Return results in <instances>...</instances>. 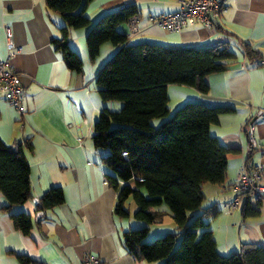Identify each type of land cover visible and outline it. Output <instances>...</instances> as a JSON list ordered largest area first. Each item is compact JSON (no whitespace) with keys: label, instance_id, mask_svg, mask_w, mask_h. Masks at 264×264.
<instances>
[{"label":"crops","instance_id":"1","mask_svg":"<svg viewBox=\"0 0 264 264\" xmlns=\"http://www.w3.org/2000/svg\"><path fill=\"white\" fill-rule=\"evenodd\" d=\"M128 5L138 10L140 32L131 34L128 21L118 28L131 43L174 47L225 43L233 54L225 70L208 76L207 92L169 84L168 105L171 112L188 101L233 108L210 126L211 134L230 148L227 178L224 184L203 185L205 199L198 213L209 222L220 253L230 254L243 243L264 247V198L241 194L232 186L248 162L250 171L261 170L259 184L264 187V117L259 115L264 113V0H226L215 27L196 23L180 31L149 19L176 11L179 0H92L85 10L90 24L69 28V44L83 59L81 71L71 70L53 43L62 37L66 22L46 0H0V60L20 74L26 90L21 109L0 94V139L10 147L22 146L33 195L5 210L9 201L0 191V264H23L18 255L44 264H80L88 254L99 264H162L136 259L127 249L124 232L131 227V217L115 213L118 191L107 180L110 169L103 161L107 150L97 148L92 139L104 106L119 109L122 103L104 101L96 85L99 69L118 47L106 42L91 60L87 34L102 15ZM247 44L254 55L247 53ZM251 122L255 146L248 133ZM57 186L65 193L64 202L45 210L36 221L34 199ZM238 195L239 207L226 214V203ZM246 206L254 213L245 215ZM20 212L31 216L29 234L13 223L12 214Z\"/></svg>","mask_w":264,"mask_h":264},{"label":"trees","instance_id":"2","mask_svg":"<svg viewBox=\"0 0 264 264\" xmlns=\"http://www.w3.org/2000/svg\"><path fill=\"white\" fill-rule=\"evenodd\" d=\"M90 1L46 0L66 22L62 37L53 43L73 71L82 70L83 59L69 44V28L90 24L85 15ZM134 14H138L134 5L106 13L91 25L86 38L91 60L106 42L118 47L99 69L96 85L104 101L122 104L118 110L104 106L92 139L97 148L107 150L103 157L110 169L107 180L118 191L115 213L129 216L128 203L133 199L135 218L146 223L124 232L127 249L136 259L162 260V264H264V247L254 243H243L230 254L220 253L209 222L198 213L205 199L203 185L226 181L230 148L211 134L210 126L233 108L188 101L171 114L168 105L169 84L207 92L208 76L225 70L233 54L225 43L180 47L131 43L130 36L118 27ZM245 48L254 55L248 44ZM157 118L160 121L155 123ZM30 169L22 146L10 147L0 139V191L9 201L3 209L33 196ZM64 200L63 189L53 187L40 197L37 210L54 208ZM164 204L178 231L148 241V225L162 222L169 213ZM252 213L246 206L244 214ZM11 218L17 229L30 233L33 223L29 214L20 212ZM18 258L23 264H44L27 255Z\"/></svg>","mask_w":264,"mask_h":264},{"label":"built area","instance_id":"3","mask_svg":"<svg viewBox=\"0 0 264 264\" xmlns=\"http://www.w3.org/2000/svg\"><path fill=\"white\" fill-rule=\"evenodd\" d=\"M226 0H179L180 7L176 11L166 12L158 15H150L149 19L169 31H180L186 27L201 23L206 27H215L218 18L225 7ZM131 34L140 32V16L132 15L128 20ZM8 46L13 48L11 39ZM264 64V60H261ZM25 87L21 76L15 72L7 61L0 60V94L18 108H22L25 95ZM264 117V113H262ZM253 122L248 124V133L253 146L256 141L253 137ZM261 170L250 171L246 164L242 165L237 173L236 179L232 184L233 188L244 193L250 194L255 198H264V187L259 184ZM241 203L238 195L226 203L224 212L230 214L235 211ZM80 264H99V259L93 255H86Z\"/></svg>","mask_w":264,"mask_h":264},{"label":"rangeland","instance_id":"4","mask_svg":"<svg viewBox=\"0 0 264 264\" xmlns=\"http://www.w3.org/2000/svg\"><path fill=\"white\" fill-rule=\"evenodd\" d=\"M109 58H111V57H109ZM175 101H176V99H173L172 100V104ZM116 110H118V109H116ZM175 110H176V108L173 109V111L171 112V114H173ZM157 121H160V118H157ZM205 203H207V201H205ZM163 207L168 210V206L167 205L164 204ZM128 208L130 210V217H131V221H132L130 228H139V227H143L144 225H146V223L144 221L138 220L137 218H135L134 212L137 209V205H136V203H135V201L133 199H130L129 200ZM148 226L150 227L149 235H148V238H147L148 241H153L158 236L164 235V234H166L168 232H177L178 231L177 224H176L174 218L172 217L170 211L165 216V218H164V220L162 222L151 223ZM201 232L202 231H199V234ZM181 238H182V235H179L178 236V241H177L178 243L180 242ZM155 261H160L162 263V260H155ZM155 261H152V262L155 263Z\"/></svg>","mask_w":264,"mask_h":264},{"label":"water","instance_id":"5","mask_svg":"<svg viewBox=\"0 0 264 264\" xmlns=\"http://www.w3.org/2000/svg\"><path fill=\"white\" fill-rule=\"evenodd\" d=\"M261 114H262V112L259 113V115H261ZM34 202L36 204H38L39 203V200L38 199H34ZM43 214H44V211H38L36 213V217H35L36 218V221L39 220L43 216Z\"/></svg>","mask_w":264,"mask_h":264}]
</instances>
